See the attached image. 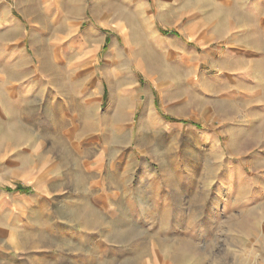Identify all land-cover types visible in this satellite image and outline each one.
<instances>
[{
  "label": "rangeland",
  "instance_id": "rangeland-1",
  "mask_svg": "<svg viewBox=\"0 0 264 264\" xmlns=\"http://www.w3.org/2000/svg\"><path fill=\"white\" fill-rule=\"evenodd\" d=\"M258 24L264 0H0V73L32 87L0 264H264V95L213 80L264 57Z\"/></svg>",
  "mask_w": 264,
  "mask_h": 264
},
{
  "label": "crops",
  "instance_id": "crops-1",
  "mask_svg": "<svg viewBox=\"0 0 264 264\" xmlns=\"http://www.w3.org/2000/svg\"><path fill=\"white\" fill-rule=\"evenodd\" d=\"M259 27L264 26L258 24ZM254 30V27H250L248 24H241L239 26L240 33H247ZM230 53V52H229ZM226 59L231 61V67H228L226 71L213 80H217L218 87L222 89V95H236L242 98H253L259 95H264V57L251 58L246 52H241L238 55H230L227 53ZM235 61H238L235 63ZM234 62V64L232 63ZM238 63V64H237ZM32 87L30 83L16 82L15 74H2L0 73V128L3 133L7 130H11L13 127L12 122L14 121L15 113L17 111V105L26 104L31 100ZM264 115V103L255 104L250 109V121H254L257 116ZM264 125V124H263ZM6 131V132H5ZM1 140V139H0ZM3 142V141H0ZM31 142V141H30ZM0 159L8 160L2 165L8 169H15L20 162L19 158L14 152H0ZM25 159H29L30 163L26 166V174H30L34 170L32 161V153L28 152L25 154ZM101 155L97 156L94 160L95 169L100 166ZM28 167V168H27ZM30 170V171H28ZM21 201L27 200L26 195L21 196Z\"/></svg>",
  "mask_w": 264,
  "mask_h": 264
}]
</instances>
